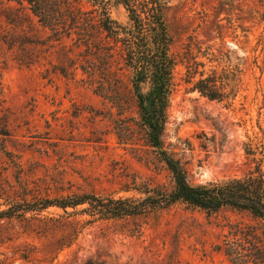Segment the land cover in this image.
Wrapping results in <instances>:
<instances>
[{
  "label": "rangeland",
  "instance_id": "obj_1",
  "mask_svg": "<svg viewBox=\"0 0 264 264\" xmlns=\"http://www.w3.org/2000/svg\"><path fill=\"white\" fill-rule=\"evenodd\" d=\"M98 1L47 0V19L32 15L0 38V209L90 192L138 195L146 183L173 187L148 144L131 74L117 52L108 56L98 21L107 7L127 25L128 12ZM164 2L179 60L190 45L206 70H241L229 105L193 91L178 62L164 146L192 184L243 176L255 165L245 142L264 140V0ZM0 27H9L5 18ZM82 207L0 218V264H264V222L247 210L178 202L97 219Z\"/></svg>",
  "mask_w": 264,
  "mask_h": 264
},
{
  "label": "trees",
  "instance_id": "obj_2",
  "mask_svg": "<svg viewBox=\"0 0 264 264\" xmlns=\"http://www.w3.org/2000/svg\"><path fill=\"white\" fill-rule=\"evenodd\" d=\"M46 1L0 0V18H5L6 26H9L0 27V38L4 40V35L11 31L8 28L21 26V22L30 20L32 15L38 17L39 21L47 19L49 15L44 8ZM94 1V5L100 3ZM114 1L125 7L129 22L127 25L118 23L110 16L107 7H104L98 21L107 34V53L114 57L117 52L123 68L131 74L130 82L148 144L166 164L172 175L173 187L168 189L146 183L138 190V195L132 196L90 192L53 199H25L23 205L0 209V218L17 217L51 206L63 209L83 206L81 213L97 219H115L155 212L182 202L207 211L226 207L247 210L264 222V140L249 136L245 142V151L255 163L245 175L192 184L180 160L167 150L162 139L176 86L175 69L178 62L185 66L184 79L193 91L212 100H229V105H233V99L239 92L238 81L241 79L237 75L241 70L238 65L231 71L227 68L218 71L217 66L206 70V63L196 59L190 45L186 57L179 60L171 51L173 36L164 17V0ZM93 17L96 15L93 14ZM211 59L218 60V57L212 52ZM254 62L258 65L259 56H255Z\"/></svg>",
  "mask_w": 264,
  "mask_h": 264
}]
</instances>
